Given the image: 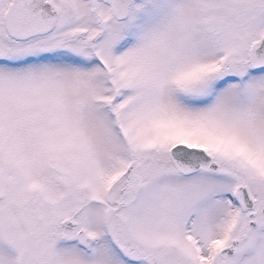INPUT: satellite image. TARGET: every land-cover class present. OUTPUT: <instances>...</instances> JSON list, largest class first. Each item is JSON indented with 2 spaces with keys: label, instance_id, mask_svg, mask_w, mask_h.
Segmentation results:
<instances>
[{
  "label": "snow or ice",
  "instance_id": "1",
  "mask_svg": "<svg viewBox=\"0 0 264 264\" xmlns=\"http://www.w3.org/2000/svg\"><path fill=\"white\" fill-rule=\"evenodd\" d=\"M0 264H264V0H0Z\"/></svg>",
  "mask_w": 264,
  "mask_h": 264
}]
</instances>
